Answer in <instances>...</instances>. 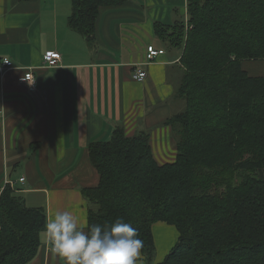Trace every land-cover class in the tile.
I'll list each match as a JSON object with an SVG mask.
<instances>
[{
	"label": "trees",
	"instance_id": "obj_1",
	"mask_svg": "<svg viewBox=\"0 0 264 264\" xmlns=\"http://www.w3.org/2000/svg\"><path fill=\"white\" fill-rule=\"evenodd\" d=\"M126 1L71 0L68 25L95 47L101 10ZM186 5L187 22L154 24L162 48L180 54L175 99L183 108L166 122L176 158L158 163L149 134L129 136L124 125L92 142L100 179L81 189L88 224L124 218L138 229L147 264L157 222L179 231L158 264H264V75L243 67L264 61V0ZM26 205L15 184L0 196V264H30L39 253L47 211Z\"/></svg>",
	"mask_w": 264,
	"mask_h": 264
},
{
	"label": "crops",
	"instance_id": "obj_2",
	"mask_svg": "<svg viewBox=\"0 0 264 264\" xmlns=\"http://www.w3.org/2000/svg\"><path fill=\"white\" fill-rule=\"evenodd\" d=\"M179 4L127 0L104 8L90 47L68 25L71 0H0V63L5 57L14 63V69L0 72V188L14 182L26 206L45 208L48 219L60 210L88 222L81 189L96 187L100 179L90 160L92 142L110 140L124 125L129 136L149 134L158 163L174 161L176 140L166 122L183 108L175 99L180 54L162 48L154 24L187 22V0ZM149 45L165 53L142 66L147 78L138 82L132 74ZM47 51L61 54L58 67L43 65ZM30 67L35 92L20 81ZM243 67L256 76L264 61H245ZM30 264L63 262L42 243Z\"/></svg>",
	"mask_w": 264,
	"mask_h": 264
},
{
	"label": "clouds",
	"instance_id": "obj_3",
	"mask_svg": "<svg viewBox=\"0 0 264 264\" xmlns=\"http://www.w3.org/2000/svg\"><path fill=\"white\" fill-rule=\"evenodd\" d=\"M40 238L63 264H141L143 255L138 229L122 217L111 225H89L71 211L56 210Z\"/></svg>",
	"mask_w": 264,
	"mask_h": 264
},
{
	"label": "built area",
	"instance_id": "obj_4",
	"mask_svg": "<svg viewBox=\"0 0 264 264\" xmlns=\"http://www.w3.org/2000/svg\"><path fill=\"white\" fill-rule=\"evenodd\" d=\"M164 53H165L164 50H157L155 47H153V45H149L146 49V55L144 57L145 61H143L140 64H137V66L135 67V70L133 71V74H132L133 79L138 82H143L144 80H146L147 72L142 68V66H145L149 64L150 62H154L157 59V57H159L160 55H163ZM61 59H62V56L59 52L47 51L43 56V65L46 67L48 66L49 68H55L59 66ZM12 69H14L13 61H11L10 59L6 57L1 60L0 72L2 74ZM26 78L29 80H34V83L29 84ZM35 79L36 78L34 75V68L30 67V68H25L24 75L22 76V78H20V81L21 83L27 84L31 92H35L38 88L37 82ZM20 181L24 182L25 178H21ZM7 184L13 186L14 182L7 181ZM0 196H1V193H0Z\"/></svg>",
	"mask_w": 264,
	"mask_h": 264
},
{
	"label": "rangeland",
	"instance_id": "obj_5",
	"mask_svg": "<svg viewBox=\"0 0 264 264\" xmlns=\"http://www.w3.org/2000/svg\"><path fill=\"white\" fill-rule=\"evenodd\" d=\"M175 1L178 2L177 7L180 8L181 6L179 3L182 0H175ZM159 6L166 7L165 5H162V4ZM177 11H178V9H176V12ZM246 64L247 63H245V66H247ZM253 74L264 75V69L262 68L260 70H257L256 72H253ZM179 111H180L179 109H176V113ZM7 186H8L7 181H5L3 187L0 188L1 194H2V192H4V190ZM160 226H164V228L166 227V228H170V229L164 230ZM151 229H152L153 234H154V239H155L154 243H155V247H156V256H155V259L152 262V264H158L166 258V255H168L170 253L172 248L178 242V239H179V236H178L179 233L178 232L179 231L177 229H173L171 227H168V225L163 223V222L155 223ZM173 237H176V238H174V240H173Z\"/></svg>",
	"mask_w": 264,
	"mask_h": 264
}]
</instances>
